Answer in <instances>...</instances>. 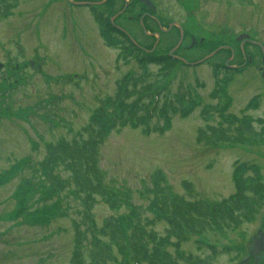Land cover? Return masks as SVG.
Here are the masks:
<instances>
[{"label": "rangeland", "instance_id": "obj_1", "mask_svg": "<svg viewBox=\"0 0 264 264\" xmlns=\"http://www.w3.org/2000/svg\"><path fill=\"white\" fill-rule=\"evenodd\" d=\"M125 1L112 0L93 11L68 0H16L10 13L0 18V65L5 68L0 70V264H69L72 221L80 219L81 205L67 191L50 197L46 189L24 184L32 175L27 167L43 159L47 144L78 137L92 114L115 99L124 80L128 89L133 85L139 89L161 75V65L153 60L143 64V54L104 25L120 14ZM153 2L163 27L176 20L197 41L234 47L232 67L241 64L238 36L247 34L264 45V0ZM141 8L134 2L113 21L135 45L149 48L153 41L128 20L142 13ZM177 38L170 34L155 50H144L160 59ZM189 45L188 39L177 56L194 63L209 55L207 49L190 50ZM243 50L253 63L240 73L225 68L229 59L225 52L196 67L173 64L169 77L159 83V99L160 106L171 101L179 110L169 125L158 118L149 121L151 126H164V133L144 135L141 128L127 125L111 131L100 146L99 169L105 183L127 195L143 217L156 215L147 192L156 172L164 177L172 196L187 201L227 199L236 191V178H256L254 183L264 189V65L258 49ZM105 108L111 111L110 106ZM232 122L253 128L252 135L242 134L243 144L211 147L198 142L199 129H225ZM126 212L125 207L111 210L98 198L91 213L101 225L106 218L124 217ZM165 229L163 222L152 227L160 237ZM260 230L264 232V203L253 220L188 236L180 250L205 258L211 254L206 245H214L218 255L211 264H239L248 257L250 241ZM120 260L118 256L109 264H122Z\"/></svg>", "mask_w": 264, "mask_h": 264}, {"label": "trees", "instance_id": "obj_2", "mask_svg": "<svg viewBox=\"0 0 264 264\" xmlns=\"http://www.w3.org/2000/svg\"><path fill=\"white\" fill-rule=\"evenodd\" d=\"M15 3L16 0H0V18L6 17ZM107 21L104 25L115 30ZM115 32L120 34L117 30ZM139 52L143 54V64L153 60L155 64L161 65L158 72L161 75H156V82L139 89L135 85L128 89L129 82L124 80L118 87L115 99H109L92 114L88 125L78 137L60 139L45 146L43 159L35 165L29 163L27 170L32 175L24 184L35 186V189L42 187L50 197H59L67 191L80 203V219L72 221L73 249L69 264H109L118 256L122 264L126 261L131 264H211L212 259L218 255L215 246L206 245L211 254L201 258L183 253L180 250L181 244L185 243L188 236L223 231L253 220L264 203V189L262 184L254 183L256 178L247 181L236 178V191L232 196L217 203H208L172 196L164 177L156 172L152 188L147 190L151 194L150 206L156 215L148 219L139 214L127 195L108 187L99 169V148L111 131H119L129 125L141 128L144 135H161L165 127L156 124L151 126L149 121L158 118L164 121V125H169L171 116L179 110L171 101L160 106L162 88L159 83L169 77L173 64L183 66L182 63L167 55L159 59ZM106 105L110 106L111 111H107ZM232 126H236L235 129ZM253 132L247 123L236 125L232 122L225 129H199L197 140L211 147L228 143L238 145L243 144L242 134L252 135ZM98 198L111 210L125 207L126 214L124 217L110 216L101 225H97L91 212ZM155 222L165 224L163 237L152 231ZM169 247L174 250V254L169 251Z\"/></svg>", "mask_w": 264, "mask_h": 264}, {"label": "flooded vegetation", "instance_id": "obj_3", "mask_svg": "<svg viewBox=\"0 0 264 264\" xmlns=\"http://www.w3.org/2000/svg\"><path fill=\"white\" fill-rule=\"evenodd\" d=\"M151 1H153V0H151ZM125 2L127 3V7H128L129 3H131L132 1L126 0ZM138 4L140 7H142L141 8L142 13H140V12L137 13L135 15V19L133 17H128V20L130 22L135 21V23L138 24V26L140 27L141 32L144 35L145 39H150L151 41H153V44L151 46L156 45L157 41H158V44H157V46H158L161 43L162 37L169 36L170 34H172L174 36L176 34L178 36L177 43L173 47H175L177 44H179V47L176 50V52L174 53V55H176L179 52V50L183 47L184 43L189 39L190 45L188 48H190V50H192L196 47L205 48L209 51V55L212 52H214V50L217 51L212 57L218 56V54H221L223 52L227 53L229 55V59L227 61V64L225 65V67L229 70L233 68L232 71H234V72L237 69H241V68H245L247 66H251L253 63V58L251 57V55L244 52V50H243L244 48L251 47L252 49H258L260 52V48L256 44H254V43H258L257 41L255 42L253 39H251L249 37L245 38V37H242L241 35H240L241 37L238 36L240 38H238L237 41L235 40V42H236L238 48L240 49V51L242 49V52L240 53L241 64L237 65L236 67H232L230 63H233V61H234L235 51H234V47H232L230 44H225V43H220V42H218L216 44L213 42L211 43L209 40L205 41L203 39H200L197 42H193V40H195V37L192 35H189L188 30L185 28L186 25L180 24L176 20H173L171 25L168 24L164 30L162 28L163 22L157 17V8L155 7V9L149 10L146 8L145 5H142L140 3H138ZM127 10H128V8H126L121 15L126 13ZM142 25L144 27V32L142 31ZM122 34H124V33H122ZM157 35L159 36L158 38H157ZM261 45L264 48V45L263 44H261ZM136 48L146 49L147 47L141 46V48H140L138 46ZM261 63L264 65V55L262 53H261ZM250 262H251V260H250Z\"/></svg>", "mask_w": 264, "mask_h": 264}, {"label": "water", "instance_id": "obj_4", "mask_svg": "<svg viewBox=\"0 0 264 264\" xmlns=\"http://www.w3.org/2000/svg\"><path fill=\"white\" fill-rule=\"evenodd\" d=\"M138 1L141 2V3L146 4L149 7L150 3L148 1H146V0H138ZM104 2H101V3H98V4H90V3H79V4L72 3V4H74V5H87V6L89 5V6H91V5H101ZM178 46L170 51L169 56H172V54L175 52V50L178 48ZM258 46H260V45L258 44ZM262 51L264 53L263 49H262ZM211 56L212 55H210V56L206 57L205 59H203V60H201V61H199L197 63H194V64H188L183 59H178V60H180L182 63H184L186 65L196 66V65H199V64L203 63L205 60L209 59ZM262 79L264 81V73L262 74ZM249 253H250V257L254 260V264H259L261 262V260L263 259V257H264V233L261 230L258 231L257 234L251 239Z\"/></svg>", "mask_w": 264, "mask_h": 264}]
</instances>
